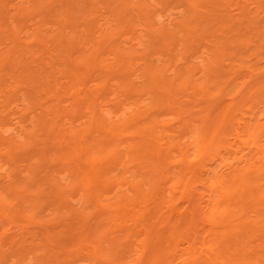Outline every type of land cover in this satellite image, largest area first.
Masks as SVG:
<instances>
[{"label": "bare ground", "instance_id": "obj_1", "mask_svg": "<svg viewBox=\"0 0 264 264\" xmlns=\"http://www.w3.org/2000/svg\"><path fill=\"white\" fill-rule=\"evenodd\" d=\"M64 1L63 0H47V2L46 1L43 2L40 0L39 2H37L36 6H37L39 11L47 12L48 14L53 10V14H50V16H51V18H53V20L57 24H59L58 23L59 17L62 16V19H61L62 23H60V25H59V32L53 38L56 39L55 40L56 43L54 42L56 44V47H58L59 50L61 51V53H63V54H61L62 56L60 55L61 59L58 60V62L61 65L60 67L63 66V69L61 72H63V74L67 73L66 76H68V74L71 73L70 75L72 77L71 76L68 77L69 78L68 83H65V85L62 83L63 86H61V84H58L55 82L53 83V80L49 79V78H51L49 73L48 72L44 73L46 71L45 67H47V66L51 67V65H49V64L53 65L55 63V62L51 63L54 61V59L52 61V59L48 57L47 59L49 61H48L47 65L45 64L43 59L40 60L38 62L39 64L38 63L36 64V65H38L39 69L35 65V68L37 70L36 71L30 70L29 71L30 73H29L28 77L26 78L25 82L26 81L30 82V80H32V79L33 80L34 79L39 80V78H41V76H42L41 74H43V73L45 75V78L49 75L50 77L48 76L49 77L48 79L46 78L44 82L42 81L43 83H40V84H43L42 85L43 88L45 86L47 87L46 90H44L43 88L39 90L40 92L42 90V94H43L42 96H45L44 94L48 95L47 93H49V94L52 93L53 90H55L56 92L54 91L55 93H52V97H53V95H56V96L60 95V94L63 95V94H67V91L69 90V93H70L69 97L71 100V104L73 105L74 115L76 116L80 112V110L85 109L86 111H88V113L90 115V116H88L89 120L87 119V122H88V123L86 122L87 125H83V127L81 126L79 129H77V127H75L77 130H75L74 127H69L70 128L69 131H68V129H65V128L63 130L62 128H60V126H61L60 121H62V120H60L61 116H62L61 115L62 110H60L59 105L56 103L57 105L54 104L56 106L53 105V107H51V106L49 107V106H45V104H43V102L38 103V105H41L40 108L42 109V110H40V112L44 116L45 115L50 116L48 119H49V121H51V123L49 121L46 122L47 118L45 120H42L43 115L41 116V114L38 113L40 115V118H42V119L40 120V118L37 117L38 119L35 120V121H37L35 123L37 128H35V125H34L35 130L32 128V131L34 130L32 132V134L31 133L30 134L24 133L26 135V136L24 135L26 138L25 141L27 143L29 142L28 144L33 143L32 142V139H34L33 136L37 132L41 131L42 135L43 134L45 135L44 137L47 136L46 137L47 142L48 143H49V141L52 142V143L50 142L51 146L49 145L50 148L47 147V149H46V148H44L45 146L43 147V145H41L42 148L44 149V151L42 148L38 149L42 152H40V154L37 153L39 156V157L37 156V158H39L40 161L36 159L37 162L39 161L37 164H39V163L40 164L38 166L35 165V166L29 167L27 177L36 186H34L32 183H30L31 187L25 185L26 183L25 184L21 183L22 185H20V184L17 185V182L20 183V181H18V180L15 181L14 183L7 184L8 183L7 182L5 184L6 186L4 188L6 189L7 193L6 194H5V192H2V193L5 194L4 197L8 196L9 201L7 203L8 204L11 203V204L9 206L6 203V200H4L5 198L2 197L4 194L0 195V213L3 212L5 214H10V215L11 214H23V216H25L27 218L29 217L28 218L29 220L36 219V217L42 212L41 206L43 205V203L41 204V202L39 201L40 200L39 195H42V193L38 194L36 192V190L40 189L39 187H37V185H38L37 183L40 180L35 181V179H37L35 177L40 176L42 169H45L47 167L49 168V166L52 164L54 166H57L56 168L59 167L60 169H63V172L69 171V173H70L69 176L73 180L72 181L70 179H66L67 180L66 183H68L67 185H69L68 187H67V185L62 187L61 184H65L64 183L65 181L63 183L60 182V186H61L60 187L58 184H56L57 182L59 183V181H57L58 177H57V179H55L56 177H54V175L52 176L50 174L52 177L49 178V176L46 174V177L48 176L47 177L48 179L46 180L47 182L43 183V184H45V185L48 184L49 186L47 185L48 186L47 188L50 187L48 189L49 191H47V192L49 194H51V196H52V198H50L51 204L50 203H47V204L48 205L50 204V206L53 205L54 209L52 211L55 214V219L59 218L60 215L56 216V214H60V211H62L61 210L62 208H65L66 210H68L67 208L71 207V206L67 207V203L69 202L68 197L74 196V195H71L73 193L80 192L81 195H79V197L80 196L82 197V195L85 196V199L83 198L84 199L83 201H86L87 205L85 204V202H83V204L86 205V206H84L86 208H84V209L81 207H79L80 209L79 208H76V209L70 208L69 214L74 215V217H76V216L80 217L81 216V217L85 218V220L80 219V220H82L81 223L84 222L85 225L84 224L79 225L77 223L80 226V229H83V228L84 229L83 230L79 229L80 232L77 231V233L79 235L75 236V238H73L74 237L73 235H72L73 237L70 236L71 240L69 239L68 235L67 236L65 235V233H63L65 235L64 237H62L60 235V234H62L61 233L62 231H66V229L61 230V227H59V226H62L61 222H60L59 226H57V227H59L58 228L59 230L56 229L57 227L52 230V231L57 230L56 232L59 233L61 238L57 234V236L56 235L48 236V237H50V239L51 238L53 239V237L56 236L55 239L57 237H59L60 240L62 241L63 239H65V237H67L66 239H68L69 241H66V242H70V241L72 242V243L70 242V244H72V245L67 243V246L69 245L68 247L70 248L68 250H67V247H64L63 249H61L62 246L60 244H59V247L56 245H53L52 240H51L52 245H48L49 243H51L50 239L47 240L48 237H44V239H43L41 236V238L37 237L38 238L37 239L36 235H32V237L34 236L35 238L31 237V239H32L31 243L32 244L30 243L31 246H30V244H28V245H29V247H32V245H33V247H34L33 249H35V252L38 249L37 247H39V249L42 250V249H44V246H47V245L50 247L56 246L62 252V253H57L58 251H56V250L58 248H56V250H55L56 252L54 251V253L49 252V251L54 250L52 248H50L49 251L48 250L46 251V249H45L44 251L46 253H48V254L53 253V254H51V256L50 255L46 256L47 254L44 252V254H46V255H44V254L43 255L47 259L44 256H41L42 258L43 257L45 258V259L43 258L41 260V261H43V263H41V264H59V263L63 264V262H60V261H62V260H60V258L62 256H64L67 252L69 253V255L71 253L72 254L74 253L73 256L74 255L77 256L81 250H82V253H81L82 256H80L81 255L80 254L79 257H83V259H85V261H88L90 264H237L238 260L242 261L243 264H250V263L262 264V263H264V242L257 244L255 246L245 245L244 247H242V244L244 243L243 235L245 234L246 237H248L255 230H257V222L254 220L245 221L244 219H242V217H240L238 219V222H237V214H247V207H245V204H244L245 201L244 200H250L251 203H253V204H260L262 201H264V185L259 183L260 180L262 178H264V123H261V124L256 123L255 124V123H253V121H254V119H253L252 123L249 124V120H250L249 119L248 124L244 125V127H242L244 122L241 123V127H240V125L236 126L237 122L236 123H234V122L237 121V112H238V109H237L238 106L237 105H239L236 102L237 99L235 101L232 100L233 102H231V100L229 99L231 103L229 104V102H227L228 103L227 106L225 105V107L223 106V108H221V109L218 108V110L215 109V107H213V109L201 108V109H198L197 112L192 110V108L194 109V106H193L194 103H196V105L198 106L199 103L203 102L202 100H207V101L212 102V100L214 98L219 97L223 93L224 90H225V93L231 94V92H234V89L237 88V82H235L234 78H232L233 80L231 78L229 79L228 76L232 75V72H236L234 70V68H236L238 64L236 66H234L235 63H233L232 64L233 66L232 65L228 66V64L225 63L224 61H225V59H227L226 58L227 56L230 57V59H234L237 56V54L235 53L236 41H237V45H238L237 47L239 48V50L241 49V51L242 50H245V51L250 50L251 51V49H254V50H257L258 52H261L262 50H264V27L255 26L251 20H246V23L244 22L245 25H241V26L239 25L240 27L237 29V33L233 34L234 36H237V37L239 36L237 39H235L236 41L235 40L230 41V38H227V37L225 39H223V38H221L222 36L220 37V39H223V40L212 39V41H211L212 46H209V47H211L210 48V51H211L210 57L211 58H210V60L207 61V63L205 61L206 66H204V68L206 67V69L202 73L203 75H205V79H204V81H202V83H198V82H196V80H194V75H196V73L198 71L194 65L191 67L188 66V68H187V66L184 67L185 71L183 70V72L178 71L177 68H175L178 72L175 76L172 75L173 77L172 78L170 77L171 78L170 79L166 76V71H167L168 67H166V66L162 67V65L160 64L161 66H159V68H155L156 65L153 62V64L155 66L153 64L149 63L148 65H145V67L143 69H139V71L142 70L141 73L140 72L139 73L142 74V76L144 77L145 83L143 81V83L141 85H143V84L144 85L143 86L139 85L140 87H137L138 83L136 84L137 86H135L132 83L133 79L130 80V77L132 76L131 74L133 73L134 69L132 70V73H130L131 72V67H130L131 64L128 63V59L133 58V57H138V56H140L141 58H144V57H142L143 56L142 54H138V53L137 54H128V52H127V54H124L123 50L120 49V41L122 42V40H120L118 37V34H120L119 32L117 34V33L110 32L111 31L110 30L109 32H107L103 36L102 40L92 39L93 41L92 40L88 41L87 39L89 37L87 39L84 37L85 39H83V36H85L86 34L84 35L83 32L80 33L81 35H83V36H81L79 34V36H81L83 39L82 44L85 46V44L87 45L89 42L88 45H90L92 48L85 50L84 54H82V56L80 57L79 62H76V61H78L77 58H72V56L74 54L73 51H75L74 49L76 48L77 45H76V43L74 45L73 42L70 41V39H69L70 37L68 38V36L66 35L65 28L70 27L73 30H74V28H76V23H75V25H72V27L70 26V24H72L73 23L72 21H74L76 19L74 17V15H75L74 11L77 7L75 8L76 0H68L66 2H64ZM180 1L185 6L184 12L186 14L183 13V14H185V15H183L185 17V19H183V21L179 20V22L177 23V28H176L177 30H175L176 32L174 30L166 32L165 29H162L161 27L160 28L155 27L153 24V21L151 19H149L150 18L149 14H150L151 10L141 0L137 1V3L138 2L139 3L134 8V9H136V11H138V14H139V15H137L138 18L142 19L144 21V24H145L144 26L148 27L147 36L150 37V39H151L155 36V34L156 35L162 34L163 36L166 37L165 40H167V42L165 43L167 51L174 53L173 50L175 49L174 51L178 55L180 54V51L182 49L187 48V50H188V46L190 47L189 44L196 42V40L198 38L210 36L214 32H216L217 29L219 30L220 28H223L225 26V24L228 22V18H229V16L225 13V7H227V5L229 4L227 2H229L231 0H199V1L180 0ZM57 2L60 4V6H63L64 8H62V10H58L59 9L58 8L56 11H54V9L57 7H55L54 9L52 7H53V5L55 6V3H57ZM85 2H86V0H85ZM90 2H92V1H90ZM97 3H98V1H97ZM216 3L223 8L222 9L223 14H221V15H223V17L220 20H217V21H219L218 28L213 30V29H211V28H213V27H211V24L208 25L209 20H211L210 19L211 17L209 18V15L211 13L208 12V10H207V12H204V11H202L201 8L204 6L206 7L207 5L211 6V4L215 5ZM34 4H36V3H34ZM115 5H116V3H115ZM209 8H211V7H209ZM260 8L262 9V11H264V6H260ZM0 9H1V13L3 15V19L5 21L7 19L9 20L8 16L6 15V11H5V3H3V2L0 3ZM120 10H121V8L117 5L115 7H113L112 11L115 12L114 17L116 16L118 18V20H120V21L123 20L121 18L127 19L128 18L127 15L125 14V12H123L124 9H123V11L121 10L122 12ZM250 13H249V16L251 15ZM78 15H80V14H78ZM117 18H116V20H117ZM129 18H131V17H129ZM252 18L253 17L251 16L250 19H252ZM136 20H137V18H136ZM120 21H118V22H120ZM207 21H208V23H207ZM240 21H242V20H240ZM117 23L115 22V24H117ZM215 23H217V22L215 21ZM86 24H87V21H86ZM83 25L84 24L82 23V26ZM121 25L123 26V23L122 24L120 23V26ZM43 26H45V25H43ZM82 26H81V28H82ZM88 26L89 25H86L85 29H87ZM118 26H119V23H118ZM112 27H113V25H112ZM123 27H125V26H123ZM36 28H37V26H36ZM106 28H108V26ZM122 28H120V29H122ZM251 28H253L252 30L253 31L255 30V31L252 32ZM12 29H13V27H12ZM82 30H84V29H81V31ZM87 30L89 31V29H87ZM126 30H129V29H126ZM74 31H76V30H74ZM105 31H108V30H105ZM180 31H183L185 34H187L188 37H187V39H185V42L183 44L178 45V43L176 42L177 40H175L174 38H177L175 35H177V33ZM78 32H80V31H78ZM84 32L86 33V31H84ZM92 32H94V31H92ZM92 32H91V34H92ZM99 32H101V31L99 30ZM120 32H121V30H120ZM165 33H167V34H165ZM36 35H37L36 37H38V34H36ZM227 36H229V35H227ZM31 37H32V35H31ZM81 37H79L78 39L81 40ZM39 40L42 41L41 38ZM228 40H229V42H226ZM43 41L45 42L44 39H43ZM74 42H76V41H74ZM78 43H79V41H78ZM138 43H139V41H138ZM121 45H122V43H121ZM207 45H209V44H207ZM84 46H81V49ZM176 47H178V48H176ZM193 47H199V45L197 43H195ZM63 48H65L64 49L65 53L62 52ZM133 49H135V48H133ZM190 49H191V47H190ZM10 50H12L11 47H10ZM104 50H105V52L111 51V53L113 52L112 54L115 53L116 54L115 56L118 57V60H116L115 62H112L111 64L104 65V66H102V68H99V64L104 62V58L101 57L102 55H105ZM8 51L9 50H7L6 52H8ZM83 51H84V49H83ZM135 51H136V49H135ZM6 52H5V55L7 57L6 62H7V59H10V61H12V60L13 61H16V60L19 61L18 60L19 58L17 57L18 55L15 56V54H13L12 51L9 52L10 54H8V53L6 54ZM43 52H44V50H43ZM129 52L131 53L132 51L129 50ZM109 54H107V55H109ZM29 55H30V52H29ZM158 55H160V54H158ZM184 55H188V52L185 51ZM262 56H264V55H262ZM255 57H256V55H255ZM31 58H32V56H31ZM250 58H251V56H250ZM47 59H45V60H47ZM146 59H148V58H146ZM160 59H161V57H160ZM176 59H175V61H176ZM241 59H242V57H241ZM2 60H4V57ZM260 60H262V59H260ZM109 61H111V60H109ZM142 61H141V63H142ZM249 61H251V60H249ZM26 63L27 62H25V64ZM42 63H43V65H46V66L44 67L42 65ZM77 63H80L79 66L81 65V67H83L85 70L99 68L105 77H107L108 75H112V74L115 75L114 77H115L116 81L118 80L115 83V85L119 86L120 89L122 88L123 93L124 92H126L125 94H128V93L137 94L138 93V95H141V96L146 95V96H148V98L150 97L151 101H149L150 102L148 105L149 107L142 109V110H140L141 106L138 107L139 109L138 110L136 109L137 113L132 117H128L121 124L120 123L116 124L113 121H112L113 123L106 122L107 120H104L103 119L104 117H102V115L99 114L101 112H98V109L96 107L97 105L94 104L92 97L90 98L88 96L90 94H88V95L78 94V93H75L74 90H72L74 86L76 87V83L82 82L81 81L82 80L81 79L82 68L81 67L79 68ZM146 63H148V62H146ZM249 63H246V64L249 65ZM170 64L168 66H170ZM224 64H225V66H224ZM7 65H9V64H7ZM239 66L241 67V65H239ZM49 67H47V68H49ZM224 67H225V69H224ZM52 68H53V66H52ZM204 68H203V70H204ZM226 68H229V69H226ZM252 68H253V66H252ZM79 69H81V70L79 71ZM255 70H257V68ZM246 71L247 72H246L245 77L249 76V78L248 79L246 78L247 80L245 79V81H243L241 83L239 90L243 91L246 88L247 91L244 92L245 94L242 93V95L244 97H246V99L248 97L249 100L250 99L253 100V98H252L253 96H254V98L255 97L257 98V96H256L257 93L264 92V77L253 76V74H252L253 71L250 70V67H246ZM173 72H174V70H173ZM247 73H248V75H247ZM46 74H47V76H46ZM262 75H264V74H262ZM43 76H42V78H43ZM199 76H198V78H199ZM258 76H260V75H258ZM42 78L40 80H42ZM68 78H66V79H68ZM195 79H196V76H195ZM15 80L16 79H14V81ZM2 82L3 81L0 78L1 88H2V84H3ZM44 83H46V85ZM223 84L225 85V87L221 88L220 86H222ZM105 85H106V83H105ZM102 86H101L102 89L106 90L104 87V84ZM11 87L12 86H9L8 88H11ZM6 88H7V85H6V87H4L0 90L5 91ZM39 88H41V86ZM214 89H216V91H218V92L212 93L214 91ZM14 91H17V90L14 89ZM78 92H79V90H78ZM180 94L182 96L183 95L186 96L187 99L185 98V100L183 99V101H181L182 96L180 97L179 96ZM198 94L201 97V102L199 101V103L197 101L194 102L195 100L193 101V99L196 96L199 97ZM42 96H41V98L43 99L44 97H42ZM9 97H11V96L9 95L8 98ZM34 97H38V95L37 96L34 95ZM48 97H49V95H48ZM198 97H196V98H198ZM242 97H241V99H242ZM29 98H30V96H29ZM128 98H130V97H128ZM143 98H145V97H143ZM234 98H237V97H234ZM34 100H36V99H34ZM242 102H245V101H242ZM134 104H135V102H134ZM43 105L45 107H42ZM101 108L104 110L105 109L107 110V108H103V107H101ZM165 109L174 110L171 113H173V116L174 115L176 116L175 122L178 120L177 122L179 125L177 127H175V128L173 127L175 125V123H173V124L171 123L173 126H171L170 123L166 124V122H165V124L160 125L159 122L156 120L157 118L155 119L154 117H151L152 112H158V114L160 115L162 113L161 111H163ZM203 109H206V110H203ZM245 111H247V114H248V110H245ZM192 112L193 113L195 112L197 114L194 113L195 114L194 115ZM104 113H103V115H104ZM240 113H241V111H240ZM238 115H239V113H238ZM173 116H172V118H173ZM241 116H242L241 120L242 119L244 120L245 117H243V114H241ZM252 117H250V118L252 119ZM142 120H143V122H141ZM35 121L33 120L32 123H34ZM252 125H253V127H252ZM231 127L233 128L231 131H232V135L234 137H232V140H230V141L226 140L228 142L225 143L224 145L221 144V139L226 136V131L229 130ZM27 128H28V126H27ZM34 132H36V133H34ZM94 132L97 133V135H95ZM92 134H94L95 136H93ZM180 135H185L188 138H189L188 135H190L191 138L192 137L195 138L194 143H193L195 145V151L193 152L194 154H191L194 156H192L190 158V160H193V158H195L194 159L195 161L198 159H199V161H200V159H204V160L210 159L211 164L213 165L212 166L210 164L209 167L206 166L207 169L203 172V174H201V176L203 177V179H202L203 181H201L202 187H201L200 191H202V189H203V191L200 192V194H199V191H198V193L195 192V194L197 193V195H194L193 197L188 195L189 193L185 194V192L189 187H192L191 184L193 181L196 180V178L199 179L197 176H199L200 173H202V172L198 167L199 165L195 166V164L192 163L193 166H195V167L188 166L189 164L187 162V157H188L187 154L189 153L188 152L189 150H186L185 146H183L182 143L180 144V142H179ZM40 137L42 138V136H40ZM9 138H11V137H9ZM177 138H178V140H177ZM41 142H43V141H41ZM47 142L45 141V143H47ZM15 143H16V141H12V140H8V141H5L3 143L1 142V146H2V144L6 146V148L4 147L5 149H3V150H5V153H7V155H9L7 157L8 158L7 161L9 160L10 164L14 163V160L12 159L13 158L12 155H14V154L11 155V151L14 149H18L14 152H17L20 150L22 151L24 148V145H22L23 147H21V146L19 147L18 146L19 144L17 145V143L16 144ZM27 143H25V145ZM45 145L48 146L47 144H45ZM0 148H1L0 150H2V147H0ZM241 148H242V151H244V150L245 151L240 152L239 149H241ZM38 150H37V152H39ZM228 150H230L234 154V158L232 159V161L227 163L226 156H228ZM50 152H52V153H50ZM239 152L242 153L243 155H240L238 157ZM245 152H246V154L244 155ZM3 153H4V151H3ZM172 155H174V156L177 155V156L174 157ZM25 157H26V155H25ZM19 158L20 157H18V159ZM176 158H178L177 161H175ZM190 160H188V161H190ZM31 162H32V160H31ZM186 162L188 165L186 164ZM32 163H34V162H32ZM48 163H51V164L49 165ZM18 164H20V163H18ZM199 164L201 165V163H199ZM16 165H15V167L13 166L12 172L15 169H16L15 172L18 171ZM52 165L50 167L51 168L53 167V168L52 169L50 168V171H52L54 169L53 172L55 171L54 174H56L58 172L57 170H59V169H56ZM44 166H45V168H43ZM201 167H204V166H201ZM115 170L116 171L120 170L121 171L120 174L123 173V175H120L121 178H123L122 180H121V178L117 179V177H116L117 174H116V172H114ZM198 171H200V173ZM113 173H115V176ZM68 174L66 172V174H64V175H68ZM64 175H63V177L60 176V177H62V178H60V179H62L61 181H63V178L65 179L66 176L64 177ZM122 176H124V177H122ZM201 176H199V177H201ZM0 177H2V176H0ZM114 177H116V178L114 179ZM5 179H6V175H5ZM27 181H29V180H27ZM54 181L55 182L57 181V182L55 183ZM51 182L52 183L54 182L55 184L54 183L52 184ZM70 182H73V183L70 184ZM195 183H197V182H195ZM32 185L34 187V190H32L33 189ZM43 186L44 185L41 184V187H43ZM35 187H37V188H35ZM143 187H145V188H143ZM77 188H80V190H77ZM180 188L183 189V191H181V193H180V199L179 200H181L182 198H185L184 199L185 205L187 203V205L184 207V209H182V211H180L178 209L179 207L176 208V204H175L176 198H175V200H173L176 193H174V197L171 201H169V198L166 199L167 197L165 195V192H169L171 194V192H174L177 189L180 192V190H179ZM43 189H41V190H43ZM191 189H193V188H191ZM195 189H197V187ZM0 193H1V190H0ZM193 193H194V191H193ZM49 194H47V195L49 196ZM108 194H110V195L112 194V195L109 197V196H107ZM167 195H169V194H167ZM186 195H188L189 197H186ZM51 196H49V197H51ZM48 198H46V199H48ZM144 199L146 201V204H143L141 207H139L140 203L143 202ZM79 200L81 201L82 198H80ZM45 202H48V200H46ZM49 202H50V200H49ZM4 203H6L7 206H6V204L3 205ZM237 203L242 204V206L237 207ZM3 206L10 208V209L6 210L8 213H6L4 210L2 211ZM90 206H92L93 210H95L96 213L93 212L94 214H96V215L98 214L97 216L101 215L102 217H105V216L106 217L102 219L101 216H99V220H98L96 218L97 216L94 214L92 215V216H94L93 217L94 219H91L90 218L91 216L90 217L83 216L85 214L84 213L85 209L90 208ZM151 206L153 207L154 210L152 209ZM150 207L152 209V212H151L152 215L150 214L151 217L153 215L154 216L160 215V217H162L163 214H169L168 218H165V220L163 219L165 221V222L163 221V223H164L163 226L155 227L153 230L151 228L149 229V226L150 227L152 226V228H153L154 227L153 225L155 224V222L152 221L154 223L153 225H151V224L149 225V223H152V222H149L148 223L149 226H148L145 224L146 218L145 217H144L145 219L143 218L144 215L141 216V214H143V212L145 210H148V208L150 209ZM63 213L64 212L62 211L61 214H63ZM108 214L109 215L112 214V216H107ZM259 214H264V210L260 211ZM88 215H89V213H88ZM198 217H199V219H198ZM1 218H3V217H1ZM152 218H150V219H152ZM90 220H92V223H93V220H95V221L93 224H91ZM175 220H177V223L180 222V224H181V222H185V223L180 226V224H177ZM59 221H61V220H59ZM160 224H161V222H160ZM82 226H83V228H82ZM246 227H247V229L245 230L244 228H246ZM67 229H69V228H67ZM70 229H72V228H70ZM52 231H49V232L52 234L53 233L56 234L55 231L54 232H52ZM59 231H61V232H59ZM68 231H70V230H67L66 234L67 233L69 234ZM49 232L45 233V234L49 235L50 234ZM43 236H46V235H43ZM7 237L8 236L4 237L3 231H2V233H0V247L1 248L3 247V245H5L7 243L8 244L10 243V245L14 244V246H11V247H10V245H6L9 247V248H7V252H8L9 251L8 249H10L12 247L13 248L16 247V245H18V242H16L17 240L15 241L16 238L13 239L11 237V239H10L11 241L6 243L4 238L6 239ZM59 238H58V240H59ZM41 239H43V240L41 241ZM13 240L17 244L13 243L14 242ZM22 240H24V244H21V245H25V242H28V241H26L27 238H26V240L25 239H22ZM22 240H20V241L22 242ZM38 240L41 243L42 242L43 243L45 242V243L41 244ZM34 241L37 242V245L35 244L36 246L34 245V243H35ZM48 241H49V243H48ZM55 241H57V239ZM63 243H65L64 240L62 241V245H63ZM104 243H106V245H104ZM21 245H19V247ZM65 245H63V246H65ZM42 246H43V248H42ZM29 247H28V249H29ZM1 248H0V251H2V252H0V259H1L0 263L1 264L4 261V259L8 258V256L10 257L12 253H13L12 256H15L14 253H18L21 250V252H19L20 254L18 253L19 255H17L18 256L17 258L20 259L21 253L24 252V254H25V252L28 251L27 249H26L27 251L24 250L25 249L24 246H23L24 249H22V246H21L20 249H18V248H16L17 250L15 249L16 252L11 251V249H10L9 252H11V253H10V255H7V254H9V252L8 253L5 252L6 248L5 249L2 248V250H1ZM33 249L30 248L29 251L31 252V250H32V253H33L34 252ZM83 249L85 252L83 251ZM22 250H24V251L22 252ZM62 250L65 251V253ZM75 252H77V254H75ZM72 254L70 256H72ZM6 255H7V257H6ZM30 255H32V254H30ZM59 256H60V258H59ZM66 256H68V255L66 254ZM37 257L38 256H36V258ZM74 259H76V258H74ZM58 260H59V263H58ZM5 261H7V259ZM65 262H64V264H68V262L67 263H65Z\"/></svg>", "mask_w": 264, "mask_h": 264}, {"label": "rangeland", "instance_id": "obj_2", "mask_svg": "<svg viewBox=\"0 0 264 264\" xmlns=\"http://www.w3.org/2000/svg\"><path fill=\"white\" fill-rule=\"evenodd\" d=\"M27 3H26V2ZM31 1V2H30ZM40 0H1L0 1V3L1 2H3V3H5V11H6V15L8 16V18H9V20L7 19L6 21L3 19V15H2V13H1V9H0V78L2 79V88H4V87H6V85H7V88L9 87V86H12L11 88H6V90L5 91H2V90H0V147H2V150H0V169L2 170H0V176H2V177H0V190H1V193L2 192H5V194L7 193V191H6V189L4 188L6 185V183L7 184H9V183H14L15 181H20V183H18L17 182V185L18 184H20V185H22L23 183L25 184V185H27V186H29V187H31V184L30 183H32V181H30V179H28V175H27V173H28V170H29V167H31V166H38L39 164H37L40 160H39V158H37V156H38V154L37 153H39L40 154V152H42V151H40V150H38V149H41L42 148V146L41 145H43V147L44 148H46L47 149V147H49L50 148V146H51V141H49V143L47 142V140H46V137H44L45 135L43 134L42 135V133H41V131L40 132H34V133H36L33 137H34V139H32V142L33 143H30V144H28L25 140H26V138H25V134H32V132L35 130V128H37L36 127V125H35V123L37 122V121H35L36 119H38L37 117H39L40 118V115L39 114H41V116L43 115L41 112H40V110H42L40 107H41V105H38V103L39 102H43V104H45V106H51V107H53V105L54 104H58L59 105V107H60V110H62L61 111V119L60 120H62V121H60V123H61V126H60V128H62L63 130H64V128L65 129H68V131H69V127H77V129H79L81 126L83 127V125H87V119L89 120V117L88 116H90L89 115V113H88V111H86L85 109H82V110H80V112L75 116L74 115V113H73V105L71 104V100H70V93H69V90L67 91V94H63V95H53V97H52V93H55L56 91L55 90H53L52 91V93H47L48 95H49V97H48V95H46V94H44L45 96H42L43 94H42V90H41V92L39 91L40 89H42L43 88V84H40V83H43L44 81H45V79L47 78H49L50 76H51V78H49L50 80H53V83L55 82V83H58V84H61V86H63V84L65 85V83H68V81H69V78L68 77H70L71 75V73L70 74H68V76H66V74L67 73H64L63 74V72H61L62 71V69H63V66L62 67H60L61 65H60V63L58 62V60H60L61 59V54H63V53H61V51L59 50V48L58 47H56V39H54L53 37L59 32V25H60V23H62V16H60L59 17V21H58V23L59 24H57L54 20H53V18H51V16H50V14H53V10L48 14L47 12H42V11H39L38 10V8H37V2H39ZM41 1H43V2H47V0H41ZM64 1V0H63ZM66 1H68V0H65L64 2H66ZM84 1V2H83ZM90 1H92V2H90ZM97 1H98V3H97ZM105 1V2H104ZM137 1H140V0H86V2H85V0H76V4L79 6H77L76 4H75V11H74V13H75V15H74V17L76 18L74 21H72L73 23L72 24H70V26L72 27V25H75V23H76V28H74V30H76V31H74L73 29H71L70 27H67V28H65V32H66V35L68 36V38L70 39V41L71 42H73V44L75 45V43H76V48L74 49L75 51H73V56H72V58H77V60L78 61H76V62H79L80 61V57L82 56V54H84V52H85V50H87V49H90V48H92L90 45H88L89 44V42H88V44L86 45L85 44V46L82 44V41H83V39H87L88 37V41L89 40H92V39H100V40H102L103 39V36L107 33V32H109L110 30V32H113V33H117L118 34V32L120 33V34H118V37H119V39L120 40H122V42L120 41V49L121 50H123V53L124 54H127V52H128V54H142L143 56L142 57H144V58H141L140 56H138V57H133V58H130V59H128V63H130L131 65H130V67H131V72L130 73H132V70H133V73L130 75L131 77H130V80H132L131 82L135 85V86H137V87H140L139 85H141L142 83H143V81H144V83H145V80H144V77L142 76V74H140L141 73V71H139V69H143L144 67H145V65H148L149 63H151V64H153V62H154V64L156 65V67L155 68H159V66H161L162 65V67L163 66H166V67H168L167 68V71H166V76L168 77V78H172L173 76H175L176 74H177V72L178 71H181V72H183V70L185 71V68L184 67H186L187 66V68H188V66L189 67H191V66H195L196 68H197V73H196V75H194V80H196V82H198V83H202V81H204V79H205V75H203L202 73L205 71V69H206V67L204 68V66H206V63H207V61L208 60H210V48L211 47H209V46H212V43H211V41H212V39H215V40H219L220 39V37L221 38H223V39H225L226 37L227 38H230V41H234L235 39H237L238 37L237 36H234L233 34H236L237 33V29L241 26V25H245V23H246V20H251L252 22H253V24L255 25V26H262V27H264V11H262V9L260 8V6H264V0H231V1H229V2H227V3H229L228 5H227V7H225V13L229 16V18H228V22L225 24V26L223 27V28H220L219 30L217 29L216 30V32H214L212 35H210V36H206V37H203V38H198L197 40H196V42H193V43H190L189 45H190V47H191V49H190V47L188 46V50H187V48L186 49H182L181 51H180V54L178 55V54H176V52L173 50V52L174 53H172V52H168L167 51V49H166V42H167V40H165L166 39V37L165 36H163L162 34H158V35H156L155 34V36L153 37V38H151L150 39V37H148L147 36V33H148V27H146V26H144L145 24H144V21L142 20V19H140V18H138V16L137 15H139L138 14V11H136V9H134L135 8V6H137L138 5V3H137ZM143 3H145L146 4V6H148V8L151 10V12H150V14H149V16H150V18L149 19H151L152 21H153V24H154V26L155 27H157V28H162V29H165V31L166 32H168V31H172V30H177L176 28H177V23L179 22V20H181V21H183V19H185V17L183 16V15H185L186 13L184 12L185 10H184V8H185V6H184V4L180 1V0H141ZM193 1H199V0H193ZM245 1V2H244ZM240 2V3H239ZM244 2V3H243ZM262 2V3H261ZM34 3H36V4H34ZM90 3V4H89ZM102 3V4H101ZM111 3V4H110ZM115 3H116V5L117 6H119L120 8H121V10L123 11V9H124V11L123 12H125V14L127 15V19H125V18H121V19H123L122 21H120V20H118V18H117V20H116V18L114 17V15H115V12H113L112 11V9H113V7H115L116 5H115ZM119 4V5H118ZM134 4V5H133ZM217 4V3H216ZM214 5V4H211V6H209V5H207L206 7L204 6V7H202L201 9H202V11H204V12H207V10H208V12H210L211 14L209 15V18L211 19V20H209V23H208V21H207V23H208V25H210L211 24V27H213V28H211V29H216V28H218V24H219V21H217V20H220L222 17H223V15H221V14H223L222 12V7L221 6H219L218 4L217 5ZM243 4V5H242ZM262 4V5H261ZM86 5V6H85ZM95 5V6H94ZM98 5V6H97ZM134 7H133V6ZM111 6V7H110ZM55 7H57V8H55ZM68 7V6H67ZM88 7V8H87ZM209 7H211V8H209ZM258 7V8H257ZM53 9H54V11H56L58 8V10H62V8H64L63 6H60V4L57 2V3H55V6L53 5V7H52ZM87 8V9H86ZM92 8V9H91ZM253 8V9H252ZM110 9V10H109ZM120 10V11H121ZM89 11V12H88ZM112 11V12H111ZM121 11V12H122ZM17 12V13H16ZM20 12V13H19ZM83 12V13H82ZM86 12V13H85ZM251 12V13H250ZM253 12V13H252ZM15 15H14V14ZM55 13V12H54ZM134 13V14H133ZM183 13H185V14H183ZM249 13L251 14L250 16H249ZM18 14V15H17ZM20 14V15H19ZM78 14H80V15H78ZM83 14V15H82ZM44 15V16H43ZM15 16V17H14ZM251 16L253 17L252 19H250L251 18ZM43 17V18H42ZM78 17V18H77ZM86 17V18H85ZM93 17V18H92ZM113 17V18H112ZM129 17H131V18H129ZM241 17V18H240ZM243 17V18H242ZM13 18V19H12ZM89 18V19H88ZM105 18V19H104ZM136 18H137V20H136ZM142 18V17H141ZM214 18V19H213ZM11 19V20H10ZM78 19V20H77ZM91 19V20H90ZM139 19V20H138ZM116 20V21H115ZM141 20V21H140ZM240 20H242V21H240ZM37 21V22H36ZM40 21V22H39ZM44 21V22H43ZM77 21V22H76ZM85 21V22H84ZM86 21H87V24H86ZM113 21V22H112ZM118 21H120V22H118ZM215 21L217 22V23H215ZM240 21V22H239ZM3 22V23H2ZM110 22V23H109ZM115 22L117 23H119V26H118V23L117 24H115ZM129 22V23H128ZM245 22V23H244ZM78 23V24H77ZM82 23L84 24L83 26H82ZM89 23V24H88ZM120 23L122 24L123 23V26H125V27H123L122 25L120 26ZM241 23V24H240ZM91 24V25H90ZM110 24V25H109ZM213 24V25H212ZM217 24V25H216ZM34 25V26H33ZM43 25H45V26H43ZM86 25H89L88 27H87V29H89V31L87 30V29H85L86 28ZM108 26V28H106L107 26ZM112 25H113V27H112ZM240 25V26H239ZM36 26H37V28H36ZM80 26V27H79ZM81 26H82V28H81ZM118 28H116V27ZM12 27H13V29H12ZM17 27V28H16ZM93 27V28H92ZM101 27V28H100ZM111 27V28H110ZM122 28V29H120V28ZM128 27V28H127ZM226 27V28H225ZM237 27V28H236ZM236 28V29H235ZM35 31H34V30ZM81 29H84V30H82L81 31ZM92 29V30H91ZM126 29H129V30H126ZM253 28H251V31L252 32H254L253 30H252ZM14 30V31H13ZM44 30V31H43ZM56 30V31H55ZM99 30L101 31V32H99ZM105 30H108V31H105ZM119 30V31H118ZM120 30H121V32H120ZM125 30V31H124ZM227 30V31H226ZM13 31V32H12ZM33 31V32H32ZM39 31V32H38ZM72 31V32H71ZM78 31H80V32H78ZM84 31H86V33L84 32ZM92 31H94V32H92ZM224 31V32H223ZM30 32V33H29ZM37 32V33H36ZM83 32V34L85 35V36H83V35H81L80 33H82ZM91 32H92V34H91ZM99 32V33H98ZM123 32V33H122ZM176 32V31H175ZM11 33V34H10ZM13 33V34H12ZM38 34V37H36L37 35L36 34ZM68 33V34H67ZM71 33V34H70ZM73 33V34H72ZM94 33V34H93ZM101 33V34H100ZM122 33V34H121ZM34 34V35H33ZM50 34V35H49ZM79 34L81 35V36H83V39H82V37L81 36H79ZM165 34H167V33H165ZM229 35V36H227V35ZM247 34V33H246ZM31 35H32V37H31ZM53 35V36H52ZM89 35V36H88ZM232 35V36H231ZM248 35V34H247ZM51 36V37H50ZM99 36V37H98ZM101 36V37H100ZM177 38H174L175 40H177L176 42L178 43V45H181V44H183L184 42H185V39H187V34H185L183 31H180V32H178L177 33V35H175ZM36 37V38H35ZM79 37H81V40L80 39H78ZM85 37V38H84ZM165 37V38H164ZM236 37V38H235ZM11 38V39H10ZM41 38V40L42 41H40L39 39ZM15 39V40H14ZM35 39V40H34ZM43 39L45 40V42L43 41ZM76 39V40H75ZM201 39V40H200ZM223 39H220V40H223ZM124 40V41H123ZM74 41H76V42H74ZM78 41H79V43H78ZM81 41V42H80ZM93 41V40H92ZM138 41H139V43H138ZM236 41V40H235ZM18 42V43H17ZM38 42V43H37ZM41 42V43H40ZM55 42V43H54ZM226 42H229V40L228 41H226ZM121 43H122V45H121ZM195 43H197L198 45H199V47H193L194 46V44ZM41 44V45H40ZM43 44V45H42ZM207 44H209V45H207ZM2 45V46H1ZM23 45V46H22ZM55 45V46H54ZM148 45V46H147ZM236 48H235V53L237 54V56L234 58V59H230V57H226L227 59H225V63H227L228 64V66L229 65H232L233 63H235V65L234 66H236L237 64V67L236 68H234V70L236 71V72H232V75H229L228 76V78L230 79H232V78H234L235 79V82H237V88H235L234 89V92H231V94L230 93H225V90L223 91V93L219 96V97H217V98H214L213 100H212V102H210V101H207V100H202L203 102H201V97H200V95H199V97L198 96H196V97H198V98H194L193 99V101L194 102H198L199 103V101L201 102V103H199V105L197 106L196 105V103H194L193 104V106H194V109L192 108V110H194V111H196L197 112V110L198 109H201V108H209V109H213V107H215V109H217L218 110V108H223V106L225 107V105L227 106L228 105V103L227 102H229V104L231 103V102H233V101H235L236 99V102H237V104H239V105H237L238 107H237V109H238V112H237V121H235L234 123H236L237 122V125L236 126H239L240 125V127H241V123H243V126L242 127H244V125H246V124H248V120H249V124H251L252 123V120L254 119V121H253V123H258V124H261V123H264V92H259V93H257V98L255 97L254 98V96L252 97L253 98V100L252 99H248V97H247V99H246V97H244L243 95H242V93H244V92H246L247 91V89L245 90H239L240 89V86H241V83L243 82V81H245V79L247 78H249V76H247V77H245V75H246V67H250V70H252L253 71V76H257V77H264V75H262V74H264V56H262V55H264V50H262L261 52H258L257 50H254V49H251V51L249 50H247V51H245V50H242L241 51V49L239 50V48L237 47L238 45H237V41H236ZM80 46V47H79ZM81 46H84L82 49H81ZM129 46V47H128ZM10 47L12 48V50H10ZM28 47V48H27ZM78 47V48H77ZM123 49H122V48ZM14 48V49H13ZM133 48H135L136 49V51H135V49H133ZM176 48H178V47H176ZM246 48V47H245ZM244 48V49H245ZM64 49L65 48H63V50H62V52H64ZM78 51H77V50ZM83 49H84V51H83ZM138 49V50H137ZM190 49V50H189ZM230 49V48H229ZM238 49V50H237ZM7 50H9L8 52H6ZM25 50V51H24ZM43 50H44V52H43ZM129 50L130 51H132L131 53L129 52ZM12 51V53L13 54H15V56L16 55H18L17 57L19 58L18 60L19 61H10V59H7V62H6V55H5V52H6V54L8 53V54H10L9 52H11ZM30 52V55H29V52ZM42 51V52H41ZM55 51V52H54ZM60 51V52H59ZM185 51H187L188 52V55H184V52ZM237 51V52H236ZM241 53H240V52ZM257 53H256V52ZM18 52V53H17ZM37 52V53H36ZM90 52V51H89ZM126 52V53H125ZM140 52V53H139ZM250 52V53H249ZM35 53V54H34ZM65 53V52H64ZM104 53H105V55H102L101 57L102 58H104V62H102V63H100L99 64V68H102V66H104V65H108V64H111L112 62H115L116 60H118V57H116L115 55V53L114 54H112L111 53V51H107V52H105V50H104ZM109 54V55H107V54ZM253 55H252V54ZM260 53V54H259ZM40 54V55H39ZM42 54V55H41ZM52 54V55H51ZM81 54V55H80ZM147 54V55H146ZM158 54H160V55H158ZM240 54V55H239ZM23 55V56H22ZM61 55V56H60ZM112 57H111V56ZM150 55V56H149ZM167 55V56H166ZM178 55V56H177ZM183 55V56H182ZM242 55V56H241ZM255 55H256V57H255ZM21 56V57H20ZM31 56H32V58H31ZM40 56V57H39ZM154 56V57H153ZM180 56V57H179ZM250 56H251V58H250ZM3 57H4V60H2L3 59ZM51 58L52 59V61H53V59H54V61L53 62H51V63H54L53 65L52 64H49V65H51V67H49V66H47V67H49V68H47V67H45L46 65H47V63H48V59L47 58ZM116 57V58H115ZM153 59H152V58ZM160 57H161V59H160ZM186 57V58H185ZM241 57H242V59H241ZM260 57V58H259ZM24 58V59H23ZM47 59V60H45V59ZM111 58V59H110ZM146 58H148V59H146ZM165 58V59H164ZM177 58V59H176ZM181 58V59H180ZM44 60V62H45V64L46 65H43V63H42V65L45 67V69H46V71L44 72V73H49V77L47 76V74H46V78H45V75H44V73L43 74H41L42 76H43V78H42V76H41V78H42V80H40L41 78H39V80H37V79H32V80H30V82L29 81H26L25 82V80H26V78L28 77V75H29V71L30 70H32V71H36L37 69L35 68V65L40 61V60ZM175 59H176V61H175ZM260 59H262V60H260ZM109 60H111V61H109ZM130 60V61H129ZM143 60V61H142ZM163 60V61H162ZM248 60V61H247ZM249 60H251V61H249ZM35 61V62H34ZM47 61V62H46ZM141 61H142V63H141ZM151 61V62H150ZM157 63H156V62ZM205 61H206V63H205ZM23 62V63H22ZM25 62H27L26 64H25ZM34 62V63H33ZM146 62H148V63H146ZM164 62V63H163ZM168 62V63H167ZM223 62V63H224ZM250 62V63H249ZM41 63V62H40ZM133 63V64H132ZM136 63V64H135ZM171 63V64H170ZM205 63V64H204ZM246 63H249V65L248 64H246ZM3 64V65H2ZM7 64H9V65H7ZM12 64V65H11ZM25 64V65H24ZM28 64V65H27ZM39 64V63H38ZM79 64L80 63H77V65L79 66ZM142 64V65H141ZM153 64V65H154ZM158 64V65H157ZM161 64V65H160ZM170 64V66H168ZM226 64V65H227ZM134 67H133V66ZM154 65V66H155ZM239 65H241V67L239 66ZM2 66V67H1ZM11 66V67H10ZM17 66V67H16ZM37 66V68H38V65H36ZM42 66V67H43ZM52 66H53V68H52ZM77 66V67H78ZM203 66V67H202ZM224 66H225V64H224ZM233 66V65H232ZM252 66H253V68H252ZM261 66V67H260ZM6 67V68H5ZM22 67V68H21ZM34 67V68H33ZM55 67V68H54ZM81 67V65L79 66V68ZM172 67V68H171ZM231 67V66H230ZM82 68V72H81V81L83 82H80V83H76V87L74 86L73 87V89L72 90H74V92L75 93H78V94H86V95H88V94H90V95H88L90 98L92 97V100H93V102H94V104L95 105H97L96 107H97V109H98V112H105L104 113V115H103V113L101 114V113H99L100 115H102V117H104L103 119L104 120H107L106 122H109V123H116V124H121L122 122H124L128 117H132V116H134L137 112V110L139 109L138 107H140V110H142V109H145V108H148L149 106V101H151V98L149 99L148 98V96H146V95H144V96H141V95H138V93L137 94H135V93H128V94H125L126 92H124L123 93V89L121 88H119V86H116L115 85V83L118 81H116V79H115V75H108L107 77H105L104 76V74L102 73V71L99 69V68H94V69H89V70H85L83 67H81ZM161 68V67H160ZM175 68H177V70L175 69ZM202 68V69H201ZM203 68H204V70H203ZM257 68V70H255ZM39 69V68H38ZM44 69V68H43ZM171 69V70H170ZM182 69V70H181ZM200 69V70H199ZM224 69H225V67H224ZM226 69H229V68H226ZM81 69H79V71H80ZM173 70H174V72H173ZM76 71V70H75ZM137 71V72H136ZM170 71V72H169ZM251 71V72H252ZM256 71V72H255ZM17 72V73H16ZM78 72V71H77ZM140 72V73H139ZM168 72V73H167ZM173 72V73H172ZM176 72V73H175ZM199 72V73H198ZM260 72V73H259ZM62 73V74H61ZM136 73V74H135ZM171 73V74H170ZM24 74V75H23ZM38 75V74H37ZM173 75V76H172ZM200 75V76H199ZM203 75V76H202ZM247 75H248V73H247ZM258 75H260V76H258ZM39 76V75H38ZM134 76V77H133ZM195 76H196V79H195ZM198 76H199V78H198ZM237 78H235V77ZM11 77V78H10ZM30 77V76H29ZM62 77V78H61ZM72 77V76H71ZM142 77V78H141ZM203 77V78H202ZM66 78H68V79H66ZM170 78V79H171ZM10 79V80H9ZM13 79V80H12ZM14 79H16L15 81H14ZM118 79V78H117ZM135 79V80H134ZM246 79V80H247ZM233 80V79H232ZM237 80V81H236ZM10 81V82H9ZM43 81V82H42ZM47 81V80H46ZM67 81V82H66ZM32 82V83H31ZM10 83V84H9ZM18 83V84H17ZM47 83V82H46ZM46 83H44L45 85H46ZM63 83V84H62ZM105 83H106V85H105ZM138 83V84H137ZM13 84V85H12ZM104 84V87H105V89L106 90H104V89H102V85ZM112 84V85H111ZM137 84V85H136ZM9 85V86H8ZM29 85V86H28ZM85 85V86H84ZM102 87H101V86ZM144 85V84H143ZM143 85H141V86H143ZM41 86V88H39ZM83 86V87H82ZM31 87V88H30ZM221 88H223V87H225V85L223 84L222 86H220ZM1 88V86H0V89H2ZM46 86L43 88L44 90H46ZM82 88V89H81ZM84 88V89H83ZM98 88V89H97ZM100 88V89H99ZM14 89L15 90H17V91H14ZM78 90H79V92H78ZM104 90V91H103ZM237 90V91H236ZM55 91V92H54ZM83 93H82V92ZM98 91V92H97ZM101 91V92H100ZM240 91V92H239ZM37 92V93H36ZM216 92H218V91H216V89H214V91L212 92V93H216ZM7 93V94H6ZM9 93V94H8ZM103 93V94H102ZM4 94V95H3ZM235 94V95H234ZM237 94V95H236ZM245 94V93H244ZM11 96V97H9L8 98V96ZM34 95H38V97H34ZM92 95V96H91ZM234 97H237V98H234ZM243 97H242V96ZM28 96V97H27ZM29 96H30V98H29ZM41 96L42 97H44L43 99L41 98ZM180 97L182 96L181 94L179 95ZM260 96V97H259ZM128 97H130V98H128ZM143 97H145V98H143ZM241 97H242V99H241ZM40 98V99H39ZM140 98V99H139ZM148 98V99H147ZM182 99H181V101H183V99L185 100V98L187 99V97L186 96H182L181 97ZM245 98V99H244ZM32 99V100H31ZM34 99H36V100H34ZM96 99V100H95ZM129 99V100H128ZM133 99V100H132ZM205 99V98H204ZM231 100V102H230V100ZM256 101H255V100ZM32 102H31V101ZM48 100V101H47ZM57 100V101H56ZM140 102H139V101ZM215 100V101H214ZM228 100V101H227ZM233 100V101H232ZM247 100V101H246ZM96 101V102H95ZM138 101V102H137ZM207 101V102H206ZM242 101H245V102H242ZM251 101V102H250ZM258 101V102H257ZM134 102H135V104H134ZM143 102V103H142ZM206 102V103H205ZM249 102V103H248ZM140 103V104H139ZM197 103V104H198ZM204 103V104H203ZM242 103V104H241ZM56 104V105H57ZM224 104V105H223ZM56 105H54V106H56ZM136 105V106H135ZM201 105V106H200ZM216 105V106H215ZM243 105V106H242ZM44 105L42 106V107H45ZM143 106V107H142ZM248 106V107H247ZM20 107V108H19ZM101 107H103V108H107V110L105 109H102ZM217 107V108H216ZM243 107V108H242ZM55 108V107H54ZM101 108V109H100ZM22 109V110H21ZM137 109V110H136ZM214 109V110H215ZM241 109V110H240ZM250 109V110H249ZM100 110V111H99ZM104 110V111H103ZM203 110H206V109H203ZM216 110V111H217ZM245 110H248V114H247V111H245ZM39 111V112H38ZM110 111V112H109ZM170 111V112H169ZM174 110H168V109H165V110H163V111H161L160 113V115L158 114V112H152V116L151 117H154L158 122H159V124L160 125H162V124H165V122H166V124H168V123H175V125L173 126L172 124H171V126H173L174 128L175 127H177L179 124H178V120L175 122V120H176V116L174 115L173 116V113H171V112H173ZM200 111V110H199ZM198 111V112H199ZM240 111H241V113H240ZM251 111V112H250ZM108 112V113H107ZM112 112V113H111ZM255 112V113H254ZM39 113V114H38ZM87 113V114H86ZM193 113V112H192ZM195 113V112H194ZM193 113V114H194ZM238 113H239V115H238ZM46 114V113H45ZM106 114V115H105ZM195 114H197V113H195ZM194 114V115H195ZM241 114H243V117H245V119L243 120H241V118H242V116H241ZM255 114V115H254ZM24 115V116H23ZM245 115V116H244ZM46 116V117H45ZM43 115V119L42 118H40V120L42 119V120H45L46 118V122L47 121H49V117L50 116H47V115ZM172 116H173V118H172ZM253 116V117H252ZM240 117V118H239ZM250 117H252V119L250 118ZM25 119V120H24ZM166 119V120H165ZM169 119V120H168ZM257 119V120H256ZM22 120V121H21ZM31 120V121H30ZM33 120L35 121L34 123H32L33 122ZM66 121V122H65ZM113 121V122H112ZM241 121V122H240ZM28 122V123H27ZM50 123H51V121H49ZM84 122V123H83ZM87 122V123H86ZM141 122H143V120L141 121ZM247 122V123H246ZM30 123V124H29ZM32 123V124H31ZM59 123V122H58ZM86 123V124H85ZM177 123V124H176ZM65 124V125H64ZM81 124V125H80ZM141 124V123H140ZM34 125H35V128H34ZM74 125V126H73ZM254 125V124H253ZM253 125H252V127H253ZM27 126H28V128H27ZM67 126V127H66ZM235 126V125H234ZM255 126V125H254ZM25 127V128H24ZM31 127V128H30ZM32 128L34 129L33 131H32ZM21 129V130H20ZM28 129V130H27ZM73 129V128H72ZM76 128H75V130H77ZM173 129V128H172ZM233 128L231 127L229 130H227L226 131V136L224 137V138H222L221 139V144H225V143H227L228 141H230V140H232V137H234L233 135H232V130ZM31 130V131H30ZM66 131V130H65ZM25 133V134H24ZM23 134V135H22ZM94 134L95 135H97V133H95L94 132ZM94 134H92L93 136H95ZM25 135V136H24ZM232 135V136H231ZM40 136H42V138L40 137ZM189 136V138L187 137V136H185V135H180V137H179V142H180V144L182 143L183 144V146H185V149L186 150H189L188 152L190 153H188L187 154V162H188V164H187V162H186V164L188 165V166H191V167H195V166H198L199 167V169L201 170V172L202 173H200V171H198L199 173H200V175L199 176H201V174H203V172L207 169V167H209L210 166V164H211V160L210 159H200V161H199V159L198 160H194L195 158H193V160H190V158L192 157V156H194V155H191V154H194L193 152L195 151V145L193 144L194 143V139L195 138H191L190 137V135H188ZM9 137H11V138H9ZM184 137V138H183ZM186 137V138H185ZM14 138V139H13ZM183 138V139H182ZM97 139V138H96ZM189 139V140H188ZM8 140H12V141H16V143H17V145L20 147H23L22 145H24V148H23V150L21 151H17V152H14V151H16V150H18V149H14V150H12L11 151V155L12 154H14V155H12V159L14 160V163L13 164H10V161L8 162L7 161V157L9 156V155H7V153H5V150H3V149H5L6 148V146L5 145H3L2 144V146H1V142L3 143V142H5V141H8ZM177 140H178V138H177ZM226 140H228V141H226ZM19 141V142H18ZM41 141H43V142H41ZM45 141L47 142V143H45ZM31 142V141H30ZM51 142V143H50ZM186 142V143H185ZM15 143V144H16ZM23 143V144H22ZM25 143H27L26 145H25ZM45 144H47L48 146H46ZM50 145V146H49ZM5 147V148H4ZM39 147V148H38ZM188 147V148H187ZM193 147V148H192ZM26 148V149H25ZM240 148V147H239ZM1 149V148H0ZM35 149V150H34ZM43 149V148H42ZM37 150L39 151V152H37ZM240 150V152H244V151H242V148L241 149H239ZM3 151H4V153L6 154H4L3 153ZM43 151H44V149H43ZM238 153L237 155H238V157L240 156V155H243L242 153ZM32 153V154H31ZM50 153H52V152H50ZM173 153V152H172ZM177 153V152H176ZM23 154V155H22ZM26 155V157H25V155ZM175 154V153H174ZM246 154V152L244 153V155ZM10 155V156H11ZM23 157H22V156ZM172 156H174V155H172ZM177 156V155H176ZM176 156H174V157H176ZM18 157H20L19 159H18ZM39 157V156H38ZM29 158V159H28ZM234 158V154L230 151V150H228V156H226V160H227V163L228 162H230V161H232V159ZM17 159V160H16ZM34 159V160H33ZM39 160L38 162H37V160ZM12 160V161H13ZM31 160H32V162H34V163H32L31 162ZM178 160V158H176V160L175 161H177ZM188 160H190V161H188ZM24 161V162H23ZM192 161V162H191ZM194 161V162H193ZM198 161V162H197ZM210 161V162H209ZM31 162V163H30ZM207 162V163H206ZM9 163V164H8ZM19 166H17L16 164ZM18 163H20V164H18ZM24 163V164H23ZM99 163V162H98ZM195 164V166H193V164ZM199 163H201V165L199 164ZM23 164V165H22ZM49 165L51 164V163H48ZM197 164V165H196ZM208 164V165H207ZM2 165V166H1ZM5 165V166H4ZM15 165H16V167H17V172H15V170L12 172V169H13V166L15 167ZM21 165V166H20ZM47 165V164H46ZM45 165V166H46ZM48 165V166H49ZM52 165V164H51ZM50 165V166H51ZM212 165V164H211ZM45 166L43 167V168H45ZM49 166V168L47 167V168H45V169H42V172H41V175L40 176H38V177H35V178H37V179H35V181L36 180H40L37 184L39 185H37V187H39L40 189H38V190H36V192L38 193V194H41L42 193V195H39L40 196V202H41V204L43 203V205L40 207L41 208V210H42V212L36 217V219H34V220H29L27 217H25V216H23V214H5V213H0V233H2V231L4 232V237L5 236H8L6 239L4 238V240H5V242L7 243V242H9V241H11L10 239H11V237L14 239V238H16L15 239V241L16 242H18V245H16V247H12V248H10L11 249V251H13V252H16V248H18L19 247V245H21V244H24V240H22V239H25L26 240V238H27V240L26 241H28V242H25V245H21L22 246V249H24L25 251H27V252H25V254H24V250H22V252L23 253H21V255H20V259L19 258H17L18 256L17 255H19L20 253L19 252H21V250L18 252V253H14L15 254V256H12V254H11V256L9 257L8 256V258H5L4 259V261L7 259V261H3L2 262V264H41V263H43V261H41L45 256L44 255H46V256H48V255H50L51 256V254H53L54 253V251L56 250V248H58L59 247V244L62 246V248L61 249H63L64 247H67V250L68 249H70L68 246H67V243L68 244H70V242H66V241H69L68 239H66L67 237H65V239H63L64 240V242L65 243H63V245H65V246H63L62 245V241L60 240V235L62 236V237H64L65 235L67 236L68 235V237H69V239H70V236H72L73 238H75V236H77V235H79L78 233H77V231H79V229H80V226L79 225H81V224H84V222L83 223H81L82 222V220H80V219H83V220H85V218H83V217H79V216H76V217H74V215H71V214H69V212H70V208H79V207H81V208H86V207H84V206H86L87 204H86V201H83L84 199H85V196H83L82 195V197L80 196L79 197V195H81L80 194V192H76L77 190H80V188H77V190L75 191L76 193H73V194H71V195H74V196H72V197H68V203H67V207H70V208H67L68 210H66L65 208H62L61 210L64 212L63 214H61L62 213V211H60V214H56V216L58 215H60L59 216V218H56L55 219V214L53 213V209H54V207H53V205L52 206H50V204H51V199L50 198H52V196H51V194H49L47 191H49L48 189L50 188H47L48 186L47 185H45V184H43V183H46L47 181V177L49 176V178H51L53 175H54V177H56L55 179H57V177H58V180L57 181H59V183L57 182H55L56 184H58L59 186H60V182H64L65 184H61L62 185V187H64L65 185H67L68 183H66V179H70V180H72L71 179V177L69 176L70 175V173H69V171H64L63 172V169H60L59 167L58 168H56L57 166H54V165H52V166H54L56 169H59V170H57L58 172L56 173V174H54V172H53V170L52 171H50V167ZM120 166V165H119ZM201 166H204V167H201ZM207 166V167H206ZM213 166V165H212ZM201 167V168H200ZM4 168V169H3ZM19 168V169H18ZM27 168V169H26ZM53 168V167H52ZM51 168V169H52ZM120 169V168H119ZM198 169V170H199ZM203 169V170H202ZM11 170V171H10ZM45 171V172H44ZM8 172V173H7ZM49 172V173H48ZM52 172V173H51ZM66 172H67V174L68 175H64V174H66ZM114 172H116V174H117V179H119V178H121V176L120 175H123V173L122 174H120V170H115ZM63 173V174H62ZM10 176H8V175ZM26 174V175H25ZM46 174L48 175L47 177H46ZM52 176H51V175ZM114 174V176H115V173H113ZM5 175H6V179H5ZM63 175H64V177H65V179L63 178V181H61L62 179H60V178H62L63 177ZM60 176H62V177H60ZM199 176H197L199 179H197L196 178V180L195 181H193L194 183L195 182H197V183H193L192 182V184H191V186L192 187H189L187 190H186V192H185V194L187 193H189L188 195H190V196H194V195H197V193H198V191H199V194H200V192H202L203 191V189H202V191H200L201 190V187H202V182L201 181H203L202 179H203V177L201 178V177H199ZM116 177H114V179L116 178ZM122 177H124V176H122ZM2 178V179H1ZM9 178V179H8ZM27 178V179H26ZM42 178V179H41ZM123 178H121V180H122ZM27 180H29V181H27ZM69 180V181H70ZM198 180V181H197ZM23 181V182H22ZM68 181V182H69ZM73 181V180H72ZM53 182V183H54ZM4 183V184H3ZM22 183V184H21ZM52 183V182H51ZM50 183V184H51ZM52 183V184H53ZM54 183V184H55ZM71 183H73V182H70V184ZM259 183H261L262 185H264V178H262L261 180H260V182ZM3 184V185H2ZM34 186H36L34 183H32ZM41 184L42 185H44L43 187H41ZM51 184V185H52ZM201 184V185H200ZM33 185H32V187H33ZM194 185V186H193ZM69 185H67V187H68ZM37 187H35V188H37ZM61 187V186H60ZM197 187V189H195ZM200 189H199V188ZM44 188V189H43ZM47 188V189H46ZM117 188V187H116ZM143 188H145V187H143ZM191 188H193V189H191ZM5 189V190H4ZM41 189H43V190H41ZM195 189V190H194ZM32 190H34V187H33V189ZM45 190V191H44ZM180 190V192L178 191V189L176 190V191H174V192H171V194L169 193V192H165V195H166V199H168L169 198V201H171L172 199H173V197H174V193H176V195H175V197H174V199L173 200H175V198H176V200H175V204H176V208L177 207H179L178 209L180 210V211H182V209H184V207L187 205V203H186V205H185V198H182L181 200H179L180 199V193H181V191H183V189H179ZM192 190V191H191ZM44 191V192H43ZM185 191V190H184ZM191 193H190V192ZM193 191H194V193H193ZM195 192H197L196 194H195ZM0 193V195H3L4 193H2L1 194ZM78 193V194H77ZM82 193V192H81ZM5 194L2 196V197H4L5 196ZM47 194H49V196H51V197H49ZM167 194H169V195H167ZM193 194V195H192ZM112 195V194H111ZM110 194H108L107 196H111ZM188 195H186V197H189ZM7 196V195H6ZM199 196V195H198ZM197 196V197H198ZM44 197V198H43ZM49 197V198H48ZM196 197V196H195ZM194 197V198H195ZM5 199L4 200H6V203L9 201V198H8V196L7 197H4ZM46 198H48V199H46ZM80 198H82V200L80 201L79 199ZM84 198V199H83ZM44 199V200H43ZM78 199V200H77ZM3 200V201H4ZM46 200H48V202H45ZM49 200H50V202H49ZM112 200V199H111ZM141 200V199H140ZM196 200V199H195ZM76 201V202H75ZM142 201V200H141ZM245 202H244V204H245V207H247V214H237V222H238V219L240 218V217H242V219H244L245 221H250V220H254V221H256L257 222V230H255L252 234H250L248 237H246V235L244 234L243 235V239H244V243L242 244V247H244L245 245H249V246H255V245H257V244H260V243H262V242H264V214H259V212L260 211H262V210H264V201H262L260 204H253V203H251V201L250 200H244ZM83 202H85V204H83ZM6 203H4L3 205H5ZM47 203H50L49 205L47 204ZM8 204V203H7ZM7 204H6V206H7ZM11 204V203H10ZM10 204H8L9 206H10ZM71 204V205H70ZM143 204H146V201H145V199H144V201L143 202H141L140 203V206L139 207H141ZM6 206H3L2 207V211L4 210L6 213H8L6 210H8V209H10L9 207L7 208ZM76 206V207H75ZM78 206V207H77ZM240 206H242V204H239V203H237V207H240ZM5 207V208H4ZM152 207V206H151ZM151 207H150V209L148 208V210H145L144 212H143V214H141V216L142 215H144L143 216V218L146 220V222H145V224L146 225H148V223L149 222H152V221H154L155 222V224L152 222V223H149V225L151 224V225H153L154 227L152 228V226L150 227L149 225V229L151 228L152 230L155 228V227H161V226H163V221L165 220V218H168L169 217V214H163V216L162 217H160V215H158V216H152L151 217V212H152V209H153V207H152V209H151ZM4 208V209H3ZM51 208V209H50ZM138 208V207H137ZM80 209V208H79ZM90 209V210H89ZM92 209V210H91ZM154 210V209H153ZM84 211V210H83ZM82 211V212H83ZM90 211V212H89ZM148 211V212H147ZM47 212V213H46ZM93 212H95V210H93V207L92 206H90V208H87V209H85V211H84V215L83 216H87V217H90L91 219H94L93 217L94 216H92L94 213ZM98 212V211H97ZM154 212V211H153ZM10 213V212H9ZM46 213V214H45ZM49 213V214H48ZM88 213H89V215H88ZM96 213V212H95ZM145 213V214H144ZM149 213V214H148ZM151 214V215H150ZM94 215H96V214H94ZM98 215V214H97ZM96 215V216H97ZM114 215V214H113ZM7 216V217H6ZM99 216H101V215H99ZM99 216H97L96 218L99 220ZM104 216V215H103ZM107 216H112V214L111 215H107ZM197 216V215H196ZM1 217H3V218H1ZM106 217V216H105ZM105 217H102L101 216V218L103 219V218H105ZM160 217V218H159ZM12 218V219H11ZM89 218V219H90ZM95 218V219H96ZM150 218H152V219H150ZM157 218V219H156ZM197 218V217H196ZM15 219V220H14ZM61 220V221H59V220ZM88 219V218H87ZM164 219V220H163ZM198 219H199V217H198ZM197 219V220H198ZM6 220V221H5ZM144 220V221H145ZM148 220V221H147ZM151 220V221H150ZM2 221V222H1ZM80 221V222H79ZM91 221V224H93L94 223V221L95 220H93V223H92V220H90ZM176 221V223H177V220H175ZM12 222V223H11ZM60 222L62 223L61 225L62 226H59V224H60ZM160 222H161V224H160ZM165 222V221H164ZM79 225H78V224ZM157 223V224H156ZM174 223V222H173ZM185 222H181V224H180V222H178L177 224H180V226L182 225V224H184ZM57 224V225H56ZM97 224V223H96ZM85 225V224H84ZM83 225V226H84ZM57 226H59V227H61V230H65L66 229V231L67 230H70V231H68L69 232V234L67 233L66 234V231H59V232H61L62 234H60L59 235V233L58 232H56L57 230H59L58 228L59 227H57ZM69 226V227H68ZM83 226H82V228H83ZM20 227V228H19ZM28 227V228H27ZM57 227V228H56ZM85 227V226H84ZM54 228H56L57 230H54L55 232H56V234H52V233H50L49 231H52ZM67 228H69V229H67ZM70 228H72V229H70ZM78 230H77V229ZM3 229V230H2ZM10 229V230H9ZM84 229V228H83ZM83 229H80V230H83ZM245 230L247 229V227L246 228H244ZM5 230V231H4ZM19 230V231H18ZM31 230V231H30ZM48 230V231H47ZM45 231V232H44ZM54 231H52V232H54ZM41 232V233H40ZM50 233L49 235L48 234H45V233ZM71 232V233H70ZM80 232V231H79ZM15 233V234H14ZM33 233V234H32ZM63 233H65V235L63 234ZM75 233V234H74ZM39 234V235H38ZM42 234V235H41ZM57 234L59 235V237H57L56 239H57V241H55L56 239H55V237L57 236ZM21 235V236H20ZM32 235H36V238L38 237H40L41 238V236H42V238L44 239V237H48V236H50V235H56L55 237H53V239L51 238L50 239V237H48V239L47 240H49L50 239V242H51V240H52V242H53V245H56V246H58V247H56V246H54V247H50V246H48V245H52V242L51 243H49V241H48V245L47 246H44V249H42V250H40L39 249V247H37L38 249L36 250V252H35V249H33L34 247H33V245H32V247H29V245L28 244H30L31 242H32V239H31V237H32ZM43 235H46V236H43ZM238 235V234H237ZM34 237V236H33ZM32 237V238H33ZM71 237V238H72ZM35 238V237H34ZM37 238V239H38ZM58 238H59V240H58ZM43 239H41V241L43 240ZM20 240H22V242L20 241ZM36 240V239H35ZM40 240V239H39ZM38 240V241H39ZM71 240V239H70ZM14 241V240H13ZM13 242V243H16V242ZM37 241V240H36ZM59 241V242H58ZM61 241V242H60ZM246 241V242H245ZM4 242V243H5ZM35 242V241H34ZM40 242V241H39ZM55 242V243H54ZM57 242V243H56ZM12 243V242H11ZM41 243V242H40ZM43 243V242H42ZM41 243V244H42ZM45 243V242H44ZM43 243V244H44ZM72 243V242H71ZM17 244V243H16ZM32 244V243H31ZM31 244H30V246H31ZM37 245V242H35L34 243V245ZM58 244V245H57ZM6 245H10V243L8 244H5V245H3V249H5L6 248V250H5V252L6 253H8L9 251H10V249H8L9 251L7 252V248H9L8 246H6ZM35 245V246H36ZM70 245H72V244H70ZM104 245H106V243H104ZM11 246H14V244L13 245H10V247ZM21 246L18 248V249H20L21 248ZM23 246H24V248H23ZM60 246V247H61ZM28 247H29V249L31 248V249H33L34 250V252L32 253V250H31V252L29 251V249H28ZM71 247V246H70ZM1 248V247H0ZM2 248H1V250H2ZM42 248H43V246H42ZM50 248H52V249H54L53 251H49L50 250ZM72 248V247H71ZM14 249V250H13ZM16 249V250H15ZM27 249V250H26ZM46 249V251L48 250L49 252H53V253H46L44 250ZM51 249V250H52ZM59 249V248H58ZM56 250V251H58L57 253H62L61 252V250L59 251V250ZM75 249V248H74ZM66 250V249H65ZM55 251V252H56ZM63 251V250H62ZM70 251V250H69ZM83 251H84V249H83ZM0 252H2V251H0ZM44 252L46 253V254H44ZM64 253H65V251H63ZM67 252V251H66ZM85 252V251H84ZM10 253L11 252H9V254H7V255H10ZM36 253V254H35ZM82 253V250L80 251V253H78V257L76 256V255H74L73 256V254H72V256H70L69 255V253L67 252L66 254L68 255V256H66V254L64 255V256H62L61 258H60V256H59V258H60V260H62V261H60V262H63V264H64V262L65 263H67L68 262V264H90L88 261H85V259H83V257H79V255ZM30 254H32V255H30ZM34 254V255H33ZM44 254V255H43ZM75 254H77V252H75ZM7 255H6V257H7ZM28 255V256H27ZM63 255V254H62ZM36 256H38L37 258H36ZM41 256H44L43 258L41 257ZM80 256H82V254L80 255ZM25 257V258H24ZM30 259H29V258ZM23 258V259H22ZM46 258V257H45ZM44 258V259H45ZM58 258V259H59ZM74 258H76V259H74ZM26 259V260H25ZM31 261H29V260ZM47 259V258H46ZM3 260V259H2ZM38 260V261H37ZM16 261V262H15ZM35 261V262H34ZM47 261V260H46ZM0 262H1V259H0ZM20 262V263H19ZM45 262V261H44ZM58 263H59V260H58ZM1 264V263H0ZM59 264H61V263H59ZM237 264H243L242 263V261H240V260H238L237 261ZM250 264H253V263H250ZM262 264H264V263H262Z\"/></svg>", "mask_w": 264, "mask_h": 264}]
</instances>
